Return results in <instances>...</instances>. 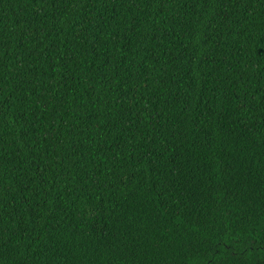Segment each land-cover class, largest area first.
<instances>
[{"label":"trees","instance_id":"1","mask_svg":"<svg viewBox=\"0 0 264 264\" xmlns=\"http://www.w3.org/2000/svg\"><path fill=\"white\" fill-rule=\"evenodd\" d=\"M0 264H264V0H0Z\"/></svg>","mask_w":264,"mask_h":264}]
</instances>
